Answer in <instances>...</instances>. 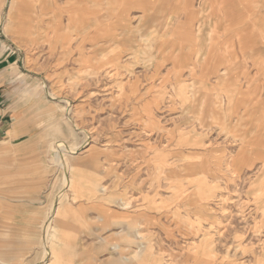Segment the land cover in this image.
I'll list each match as a JSON object with an SVG mask.
<instances>
[{
    "label": "rangeland",
    "instance_id": "374dc122",
    "mask_svg": "<svg viewBox=\"0 0 264 264\" xmlns=\"http://www.w3.org/2000/svg\"><path fill=\"white\" fill-rule=\"evenodd\" d=\"M102 1L0 0V264H264V0Z\"/></svg>",
    "mask_w": 264,
    "mask_h": 264
},
{
    "label": "crops",
    "instance_id": "0c3cea01",
    "mask_svg": "<svg viewBox=\"0 0 264 264\" xmlns=\"http://www.w3.org/2000/svg\"><path fill=\"white\" fill-rule=\"evenodd\" d=\"M80 1L81 2H86L85 9H88V7H93L94 5H96V8L98 9L99 8L98 4L101 5V3H103L102 0H100V1L99 0H80ZM111 1H114V0H106L107 3H112ZM159 1L162 2V0H159ZM133 2H138V0H119L117 2V3H119L117 8L120 7V9H119V11L116 14H113L112 17H114L116 19L117 18L119 19L120 16L124 15V13L130 7H132L129 4H131ZM192 2H193V0H183L182 3H181L182 4V9L184 11L190 12V14L187 15V17H186L187 24H188L187 25L188 28L186 30L188 31V33L190 35H193V33H194V31L192 29H190V28H191V26H193V24H192L193 21L192 20H194L195 13H196L195 10L191 9ZM108 7H110V6H108ZM139 7H141L143 9V11H145V10L151 8V4L142 3V4H139ZM114 8H116V7H114ZM85 9L83 8V10H85ZM96 12H98V11H96ZM94 17L96 18L97 14H95ZM176 17H177V15H176ZM113 25H115V23H112V26ZM105 28H106V30H104V32L111 33L110 28L108 27V25H106ZM113 37L116 38V35H115L114 32H113ZM196 37H197V35L193 36V38H196ZM179 38H180V36L177 37L178 40H180ZM190 39H192V38H190ZM163 40H165V39H163ZM180 44L183 45V42H181ZM190 47L193 49V51L195 53V58L197 60L202 58L205 55V53H206L205 50H206L207 46L205 48H201V47H196L194 45H190ZM239 49L240 50H239V52H236V56L235 57L243 56L244 54L247 53V51L244 50V48H242V45L239 47ZM253 50L254 51L248 52L246 55L251 56V54H256L257 51H258V48L255 49V47H253ZM232 58H234V57H232ZM225 108H227V112L229 113L228 107H225V105H224V109ZM3 114L4 113L0 109V136L3 134L4 129H5V128L2 129V124H4V123L1 120V117L3 116ZM68 182H70L69 179H67V183ZM102 189H104V188L102 187ZM65 201H66V197L64 195L62 197L60 196V198L58 200V206H57V209L55 211V215L52 217L51 220L47 219V221H46L47 227L50 225V222L53 220V218L56 219V217L61 213V210L63 209V207L66 206L65 205ZM117 204L119 206H123V208H126V207H128L130 205V202L127 199L123 200V202H120V199H119V201H117ZM106 215H107V212L99 213L98 216H97V220L99 222H102L103 224L106 223V221H107V216ZM120 232H124V233L120 234L119 237L117 236V237H114L113 239L111 238V241H112L113 244H111L109 249H110L111 255L114 256L115 258L109 264H126L128 262L131 263L132 260L134 259V257H138L140 261H143V264H153L152 258H151L152 257V253L150 252L151 245L149 243V239L148 238L144 239L141 230L139 228H137L136 224H131L130 223V224H127L126 226L122 225V227L120 229ZM139 233H140V235H139ZM120 242L124 243L126 245H129L132 242L136 243V245H135L136 249L133 250V254H131L129 256L125 255L123 253V249H122V247L120 245ZM123 247L125 248L127 246H123ZM154 259H155L154 264H163L161 259H159L157 257H155Z\"/></svg>",
    "mask_w": 264,
    "mask_h": 264
},
{
    "label": "bare ground",
    "instance_id": "6f19581e",
    "mask_svg": "<svg viewBox=\"0 0 264 264\" xmlns=\"http://www.w3.org/2000/svg\"><path fill=\"white\" fill-rule=\"evenodd\" d=\"M139 235H140V233H139Z\"/></svg>",
    "mask_w": 264,
    "mask_h": 264
}]
</instances>
